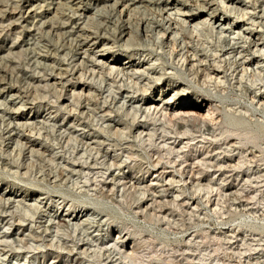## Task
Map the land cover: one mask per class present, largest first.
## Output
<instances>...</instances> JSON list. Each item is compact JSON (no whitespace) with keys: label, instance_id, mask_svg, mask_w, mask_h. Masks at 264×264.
<instances>
[{"label":"rangeland","instance_id":"obj_1","mask_svg":"<svg viewBox=\"0 0 264 264\" xmlns=\"http://www.w3.org/2000/svg\"><path fill=\"white\" fill-rule=\"evenodd\" d=\"M260 1L264 4V0H258V2ZM113 2V0H108L105 3L100 2L97 6L93 2L89 3L90 10L87 16L90 14L104 15V13L107 15L106 11L110 10ZM252 3L255 2L252 0L251 2L250 0H232L231 3L225 2L222 4L230 12L227 13L226 20L221 19L224 24L220 25L221 16L218 21H213L215 30L211 36H206L207 38L200 37L197 49L202 47V42H204L206 48L199 54L204 55L206 53L209 55L216 52L222 58L223 56L227 57L226 54L222 53L229 52L230 47L237 48L241 42L240 37L246 34L249 25L240 21L239 26L233 28L235 19H232L234 13H231V11L233 9H245L248 17L249 14H255L259 11V8L253 9L255 5H252ZM18 4L19 0H0V76L3 73L5 85L15 87V91L11 93L12 95L2 94L0 91V140L14 135L16 129L11 133L9 131L14 127H19L16 123L23 124L27 120L26 124L29 126H34L32 122H35L37 123V129L42 127L39 135L35 134L36 131L30 134L31 139H36L38 142L43 139L42 144L51 146L49 150L43 153V161L36 162L39 164L41 172H38V167H35L31 170L33 173L27 175L24 174L25 167L19 169L10 165L4 167L0 163V194H6V198H9V203H11L9 211L14 210L17 205L20 207L31 205L32 212L35 211L33 206L40 204L38 198L48 195L50 200L46 197L45 204L46 208L47 205H51V207L46 210V214L51 215L63 214L66 211L70 213V209H67L72 201L76 204L81 202L84 204V201L89 200L97 201L100 203L99 208L101 209V213L97 218H100L102 224L109 223L110 228L104 225V230L100 234L105 239L100 245L103 249L99 251L103 252L105 249V253L100 256H93L92 249H94V246L88 247L87 244L79 246L78 251L81 252L89 248L87 250L88 256H83V254L72 255L67 251L72 247V244L84 243V241L73 239L74 241L70 242V238L64 236L61 239L67 240L65 249L58 248L57 240L51 241V237L47 236L43 245H41L42 242L27 240L28 242L23 246L20 243L12 244L13 248L9 251V247L4 246L5 243H12L11 238H13V235L5 239L3 237L4 233L17 232L19 236L24 234L25 237H28L29 229L35 230L39 224L42 226L53 225V222L47 221L48 216L45 213L37 218L38 213L31 216V212H27L28 215L22 221V228L18 229L17 227L14 229L15 226H3L8 222L10 212H4L0 208V251L3 249L0 252V264H66L64 263L66 261L67 264H77L74 261L77 257L80 258L78 264H264V114L250 106L251 93L243 90L245 84L249 87V78L245 76L242 87H238L235 83V75L232 74L233 69L230 68L223 78L225 80L224 88L211 89V95H214L215 92L217 94V96L210 99H214V104L220 109L218 116L221 124H223L222 129L228 128L235 133H241L240 136L234 134L230 136L236 142L237 149L232 152H222L221 149L217 148L222 144V140L217 142L210 140L206 146L210 144L209 148L212 146L216 148H213V151L208 154L199 155V158L210 157V160L219 159L218 157L224 155H233L235 157L233 164H235L237 158L240 157L237 156V152L243 150L240 161L246 174L242 178L239 175L238 178L232 177L223 180V182L217 181L219 173L215 171V168L207 166L209 161L204 163L195 159L198 152L196 154L186 152L188 154H179L178 157L176 156L177 146L170 152L171 154H166L165 152H168L169 146L172 145L169 139H166L164 143L163 139L165 138H155V145L150 146L134 138V133H131L128 137H123L124 140L133 141L136 144L131 150H128L129 153L122 149L125 145L110 146L109 141H106L104 145L95 147V149L100 148L101 152L107 151L109 156L105 157L103 153L102 156L101 154L97 155L95 149L90 152L86 146H83V143L75 144L72 141L66 143V137L75 135L80 138L83 132L86 135L95 136L97 135L95 131L101 132L99 126L106 127L107 124L112 125L114 122L105 121L108 120V117L102 119L101 113L96 110L95 112L98 113H96L97 118L95 120L91 121V114H87L84 119L87 124L85 128L67 123L65 110L62 105L58 107V102H55L57 101L56 93L52 88H43L44 81L39 82L44 71L49 70H45L36 61H41L39 54H43L47 49L59 50V56H56L58 63L77 61V59L80 61L85 59L86 55L76 54L71 58L68 50L61 46L62 41L59 36L48 31L46 23L48 18L52 17V13L47 14L48 12H46L45 15L35 18L34 23L36 24L34 26L36 25L38 30L33 31L34 27L30 29L34 35H20L19 38H16L10 32L7 33L8 22L4 11H9ZM120 9L119 5L115 6L110 12L111 15ZM35 10L36 14L39 15L41 10ZM166 10L167 13H174L168 11V9ZM69 13V10L65 11V14ZM74 17H78V14ZM80 17H83V15ZM28 21H31V19ZM86 21L88 19L84 17L78 23ZM219 28L224 31L217 33ZM255 31L260 33V42L264 50V23L261 27H256ZM12 33L18 35L19 29H15ZM245 36L247 37V35ZM255 36L257 37V35ZM141 37L143 39V36ZM144 39V42H141L143 46H139L138 50L140 52H145L146 49L151 50L153 52L151 58H157L153 61L155 65L163 63L171 68V61L174 64L177 63V57L170 58L168 52L150 45L151 39L145 37ZM21 40H25L23 47L16 46ZM222 40L225 41L221 42ZM120 43L114 42L112 46V40H110L109 45L116 50L115 54H118L119 64L123 65V58L127 56V51ZM137 43H139V40ZM243 55H237V58H241ZM254 57L256 58V56ZM251 58L248 57L247 60ZM91 59L96 61L97 64L105 62V57L99 52H96ZM262 59H264V55ZM43 61L45 60H42L41 63ZM48 62L47 60L46 63ZM58 63L56 66H59ZM252 63L253 66H256L255 61ZM179 65L180 63H178ZM259 65L263 72L261 73V82L257 81V83L264 86V62ZM157 69L159 70V68ZM30 77H35L33 83L40 85L36 92L33 89L35 84L30 81ZM87 77V83L97 87V79L91 78L89 73L86 74ZM36 79L38 82H36ZM172 80H177L178 83H186L181 78L172 77ZM104 85L105 83H101L103 95L106 96L108 91H106ZM188 85L191 87L192 92L207 93L204 88L199 90L193 83ZM2 87L4 86L0 84V89ZM26 89L36 99L31 103L22 105L15 92L20 93ZM57 89L60 90V86ZM113 91L119 94V90H116L115 87H113ZM250 91L257 92L255 86H251ZM155 95L156 98L160 99L161 96L158 92ZM129 98V95L125 99L120 98V95L116 96V100H119L116 105L119 106L123 103L125 106L119 112H116V107H112L113 112L110 114L112 119L121 118L123 121L130 122V116L125 117L123 111L128 109L130 104L135 105L137 103H132L133 99L128 101ZM59 102V104H62L61 100ZM64 102L70 103V101ZM252 103L254 102L252 101ZM20 114L22 115L19 116ZM137 121L145 122V119L138 114L136 116ZM150 122L148 121V123ZM219 132V129L215 131L216 134ZM101 134L104 138H107L106 134L103 132ZM93 140L87 141L85 144L91 143L93 147ZM197 140H200V138L192 141V143L194 144ZM239 140L242 141V144H238ZM253 141L256 143L255 146L252 144ZM197 145L201 146L203 144L198 142ZM72 146L74 148L76 146L77 149H73ZM157 147L159 150L154 153L153 150ZM181 149L180 151H184L187 148ZM77 151L78 154H76ZM201 152V149H199V153ZM14 153L3 152L4 155H1V157L10 158ZM215 155H218V157H214ZM52 156L58 158L56 164H59L62 168L65 167L64 176H66L67 170L71 171V168H68L70 164L77 165L85 161L91 171H88V168L84 166V174L82 175L91 177L94 174L97 176L98 181L95 183L85 182L75 174L77 172H73V178L66 180L68 183L62 181L63 186H55L57 183L53 182L52 176L49 178L44 177V172L55 171L53 163L49 160ZM113 156L118 157L121 165L107 168L104 164L105 162L109 163L110 158ZM191 158L193 159L192 162L189 160ZM191 163H194V165L191 166ZM76 168L75 171L80 169V166ZM157 169H163L165 172L164 177L166 176V179L163 177L160 183L153 180L155 178L154 174L158 171ZM197 170L199 173H196ZM227 170L229 169L227 168ZM110 173L117 178L114 182L110 181V177L106 179V176ZM230 174H234V171L225 173L226 176ZM121 175L132 178V182L135 181V184L127 182L129 179H120ZM258 175H261V178H257ZM198 179H202L199 184ZM53 185L55 188L52 187ZM207 186L214 187V190L208 196L195 191L199 187L205 188ZM56 188L61 191L54 192ZM151 188L155 191H152ZM225 188H231L234 194H228L230 191H226ZM9 189H12V191L8 192ZM62 200L63 202L56 207V203ZM79 201L81 202L79 203ZM41 206L43 205H40V209L44 210L45 207ZM73 223L72 221L70 224ZM54 224L56 225V223ZM111 226L117 230L111 231ZM119 230H122L121 235L124 233L129 235L128 249L134 247V253L129 254V257L125 260L118 259L119 254L117 252L121 253V250L119 251L117 247L114 250V243L120 241V239L116 240ZM37 231H42V228L37 229ZM47 232L54 234V228H50ZM106 232H108V236ZM91 234L94 235L95 233ZM115 240L116 242H114ZM24 241H26V238ZM107 249L110 250L107 251ZM4 252H7V256L2 255ZM11 253L18 255H10Z\"/></svg>","mask_w":264,"mask_h":264},{"label":"bare ground","instance_id":"obj_2","mask_svg":"<svg viewBox=\"0 0 264 264\" xmlns=\"http://www.w3.org/2000/svg\"><path fill=\"white\" fill-rule=\"evenodd\" d=\"M107 1L108 0H19L18 5L9 9V11H4L8 22L6 32H10V34H13L16 38H19L20 35H34L33 31L38 30V27H36V25L34 26V24H36L34 23L35 18L45 15L46 12H48L47 14L52 13V17L48 18L46 23L48 31L59 36L62 41L61 46L68 50L71 58L76 56V54L86 55V58L80 61L77 59V61L58 63L56 61V56H59V50L47 49L43 54H39L41 61H45L41 63V61L36 60L41 67L45 70H49L44 71L41 77L42 79L40 78L39 82L44 81L45 84H43L42 87L48 89L52 88L56 93L57 101L55 102H58V107L62 105V108L65 110L64 112L68 119L67 123L72 126L76 125L85 128L87 124L84 119L87 114H91L92 121L97 118L96 113L98 112L101 113L102 119L108 117V120L105 121L114 122L112 125L107 124L106 127L102 125L99 126V130L106 134L107 138H104L101 132L95 131L97 133L95 136L86 135L83 132L80 138L75 135L67 136L66 143L69 141L75 144L83 143V146H86L88 151L91 152L95 147H101L106 141H109L108 144L110 146L125 145L122 149L129 153L128 150H131L136 144L133 141L128 142L124 140L125 138L123 137H128L131 133L135 134H133L134 138L150 146L155 145V138H165L163 139L164 143L166 139H169L172 144L169 146V151L165 152L166 154H171L170 152L177 146L178 151H176V156L178 157L179 154H188L186 152H194L195 154L198 152L195 159L203 161L204 163L209 161L207 166L215 168V171L219 173L217 181L223 182V180L227 178H238L239 175L242 178V176L246 174L242 168V162L240 161L241 155L244 152L243 150L237 152V156L240 157L237 158L235 164H233L235 159L233 155H224L222 157L215 155L214 157L217 156L219 159L214 160H210V157L199 158V155L203 153L208 154L213 151V148H216L215 146L209 148L211 146L210 144L206 146L210 140L216 142L222 140V144L217 146L222 152H232L237 149L235 146L236 142H234L232 140L233 138H230V136H233L231 134L240 136L241 133H235L228 128H225L226 130L224 128L222 129L223 124H221V120L218 116L220 109L214 104V99H210L213 96H217L216 92L214 95H211L212 90L224 88L223 84L225 80H223V78L230 68L233 69L232 74L235 75L234 79L238 87H242V81L245 79V76L249 78V81L247 80L249 82V87L245 84L243 90L251 93L252 100L250 106L256 110L258 109L264 114V86H260V84L257 83V81L261 82L262 79L261 73L263 70L262 68L260 69L259 64L264 62V59H262L264 50L260 42V33L259 31H255L256 27H261L264 23L263 2L252 0L255 2L252 3V5H255L253 9L259 8V11L255 14H249L248 17V13L245 9H233L231 11V13H234L232 19H235V21L233 20L235 22L233 28L239 26L240 21L246 22V25H249V27L246 29V34L240 37V45L237 48L230 47L229 52L222 53L226 54L227 57L223 56L220 58V55L216 52L209 55L206 53L204 55L199 54V52L204 51L206 47L204 46V42H202V47H198L197 49V44L200 42L201 36H211L214 33L215 27L213 21H218L220 16L221 18L219 21H221L222 18L226 20L225 17L230 10L222 4L225 2L231 3L232 0H193L191 2L189 0H113L114 2L111 4L110 10L106 11L107 15L104 13V15L97 14L98 16H96L95 14H90L87 16L90 10L89 3L91 4L93 2V4L97 6L100 2L105 3ZM52 5L53 7L51 8ZM117 5H119L121 9L115 11V13L111 15L110 12H112V9ZM35 9L41 10L39 15L36 14ZM166 9L174 13H167ZM66 10H69L70 13L65 14ZM77 14L78 17H74V15ZM81 15H83V17H80ZM84 17H87L88 21L78 23V21ZM29 19H31V21H28ZM222 24H224V21L220 22V25ZM31 27H34L33 31L30 30ZM15 29H19L18 35L12 33ZM223 31L222 28L217 29V33H222ZM245 35H247V37ZM255 35H257V37ZM141 36H143V39ZM144 37L151 39L150 45L156 46V49L168 52L170 58L177 57V63L174 64V62L171 61V68L165 66L163 63L155 65L153 61L157 60V58H151L153 53L151 50L146 49V54L144 51H142V53L138 50L139 46H143L141 42H144ZM110 40H112V46L114 42H121L120 45L127 51V56L123 58V65L119 64L118 54H115L116 50L109 45ZM138 40L139 43H137ZM224 41L225 40H222L221 42ZM23 44H25V40H21L16 46L23 47ZM96 52H99L105 57L104 63L97 64L96 61L91 59ZM241 54L244 55L241 58H237V55ZM254 56H256V58ZM248 57L252 58L247 60ZM47 60L49 61L48 63H46ZM253 61H255L256 66H253ZM57 63L59 66H56ZM178 63H180L179 66ZM157 68H159V70ZM169 69L171 70L169 71ZM88 73L91 78L97 79V87H93L90 83H87L88 77L86 78V74ZM171 76L181 78L186 83H178L177 80H172ZM33 80H35V77H30L32 83ZM36 82H38L37 79ZM101 83H105L104 88L106 87V91H108L106 96L103 95L104 92ZM190 83L195 84L199 90L204 88V91L207 93L192 92V90H190L191 87L188 85ZM0 84L4 86L0 89L2 94L12 95V91H15V87L5 85L3 73L0 76ZM58 86H60V90L57 89ZM251 86H255V91L257 92L250 91ZM38 87H40L39 84L33 86L34 92L38 90ZM113 87L119 90V94L113 91ZM17 92H15V94L20 98L22 105L31 103L36 99L34 95H31L28 89L22 90L20 93L18 92L19 95ZM156 92L161 96L160 99L156 98ZM117 95H120V98L123 99L129 95L130 98L128 101L133 99L134 101L132 103H137L135 105L130 104L129 108L123 111L125 117L130 116L129 123L123 121L121 118L114 120L110 117V114L113 112L112 107H116V112H119L123 110L125 106L123 103L119 106L116 105L119 101L116 100ZM59 100H61L62 104H59ZM64 101H70V103H65ZM252 101L254 103H252ZM96 110L98 112H95ZM138 114L145 119V122H136V116ZM26 121L23 124L16 123L19 127H14L9 131V133H11L16 129L14 135L0 140V163L4 167H7V165L15 166L17 169L25 167L26 170L24 174L31 175L33 173L31 170L35 167H38V172H41L39 164L36 162L43 161L42 155L45 151L49 150L51 145L42 144L41 141H43V139L40 142L36 141V139H31L30 134L36 131L35 134L39 135L42 127L37 129V123L32 122L34 126H29L26 124ZM105 121H103V123H105ZM148 121L151 122L148 123ZM218 129L220 132L216 134L215 131ZM158 130L160 131L159 133ZM226 132H228L227 135ZM197 138H200V140H197L193 144L192 141H195ZM92 139H94L92 141L94 142L93 147L91 143L85 144ZM198 142L203 145L198 146ZM238 144H242V141L239 140ZM252 144L254 146L256 145L254 141ZM72 148L77 149L76 146L75 148L72 146ZM181 148L187 149L180 151L182 150ZM199 149H201V153H199ZM158 150L157 147L153 152L157 153ZM3 152L15 153L10 158H2L1 155H4ZM95 152L97 155L101 154L102 156L103 153L105 157L109 156L107 151L101 152L100 148L95 149ZM78 153L77 151L76 154ZM89 155L88 153V156ZM57 159L55 156L49 159L53 163L55 171L44 172V177L49 178L52 176L54 179L53 182L57 183L55 186L62 185V181L68 183L66 180L73 178V172H77L75 174L85 182L95 183L98 181L97 176L94 174L91 177L82 175L84 174V166L88 168V171H91L89 165L85 161L77 165L70 164L68 168H71V171L67 170L66 176H64L63 173L66 169L64 166L62 168L59 164L55 163ZM189 160H191V162L193 161L192 158ZM104 165H106L107 168L110 166L119 167L121 162L117 156H113L110 158V162H105ZM193 165L194 163H191V166ZM78 166H80V169L75 171ZM227 168L229 170H227ZM230 171H234V174L226 176L225 173ZM196 173H199V171L197 170ZM164 174L165 172L163 169L156 171L153 180H155L156 183H160ZM109 177L111 182L117 179L111 173L106 176V179ZM119 178L123 180L129 179L127 182L135 184V181L132 182L133 179L128 176L121 175ZM164 178L166 179V176ZM257 178H261V175H258ZM201 180L202 179L197 180L198 184ZM52 187H54V185ZM213 190L214 187L212 186L195 189L196 192H202L207 196L211 194ZM225 190L228 192L230 191L228 193L230 195L234 194L231 188H225ZM10 191H12V189L8 190V192ZM60 191V189L56 188L54 192ZM152 191H155V189ZM46 197L50 200V196L48 195L38 198L40 199V204L33 206L34 212L30 209L32 207L31 205L21 207L17 205L14 210L9 211V208H11L9 198H6V194H0V208H2L4 212H10L9 220L3 226H15L14 229L17 227L18 229L22 228V221H24L25 216L28 215L27 212H31V216L38 213L37 218L45 213V215L48 216L47 221L53 222V225L42 226L39 224L36 228H42V231L29 229L28 237H25L24 234L19 236L17 232H13L12 234L4 233L3 237L5 239L13 235V238H11L12 243H5L4 247H9V251H11L13 248L12 244L20 243L23 246L28 242L27 240L42 242L41 245H43L45 243V238L49 236L51 237V241L57 240L58 248L65 249L67 240L64 241L61 239L64 236L70 238V242H73L75 239L84 241V243L72 244V247L67 250L72 255L83 254V256H88L87 250L89 248L81 252L78 251L80 248L79 246H84L86 244L88 247L94 246V249H92L94 252L93 256L104 255L105 249L103 252H99L102 251L103 247L100 245L103 240H105L100 234L104 230L103 226H108L109 223L102 224L100 218H97L101 213V209L99 208L100 203L89 200L84 201V204L81 201H79V203L81 202L82 204H76L72 201L67 209H70V213L66 211L63 214L51 215L48 213L46 214V210L51 207V205H47L46 208ZM43 200L45 201L43 202ZM62 202L63 200L56 203V207ZM40 205H43L41 207H45L44 210L40 209ZM17 209L19 210L16 212ZM90 211H92V213H90ZM72 221L74 223L70 224ZM54 223H56V225ZM50 228H54V234L47 232ZM108 228H110V226H108ZM114 230L117 229L111 226V231ZM91 233L95 234L92 235ZM121 233L122 230L117 232L116 240L120 239V241H114L116 242L114 243V250H116L115 247H117L119 251L121 250V253L117 252L119 254L118 259L125 260L129 257V254L134 253V247L128 249L129 235L128 233L121 235ZM106 234L108 236V232H106ZM25 238L26 241H24ZM51 245L53 246L52 243ZM108 250L110 249H107V251ZM1 251H3V249ZM2 255L7 256V252H4ZM10 255L17 256L18 254L11 253ZM74 261L78 264V262L80 263V258L77 257ZM64 263L67 264L68 262L66 261Z\"/></svg>","mask_w":264,"mask_h":264}]
</instances>
